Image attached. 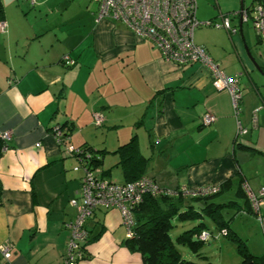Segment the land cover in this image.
<instances>
[{"label":"crops","instance_id":"crops-1","mask_svg":"<svg viewBox=\"0 0 264 264\" xmlns=\"http://www.w3.org/2000/svg\"><path fill=\"white\" fill-rule=\"evenodd\" d=\"M227 2L197 0L196 17L246 6ZM0 8V133H9L0 156V245L10 246L0 264H63L83 175L68 147L92 148L100 157L94 173L117 184L144 175L171 191L215 185L232 196L226 202L245 201L240 184L264 187V42L250 21L235 35L193 32L194 43L237 77L236 116L206 67L164 59L120 20L96 22L89 0H0ZM206 113L215 117L209 124ZM65 124L68 139L58 143L53 131ZM187 202L194 210L206 204ZM86 226L81 264H142L116 209H97Z\"/></svg>","mask_w":264,"mask_h":264},{"label":"built area","instance_id":"built-area-1","mask_svg":"<svg viewBox=\"0 0 264 264\" xmlns=\"http://www.w3.org/2000/svg\"><path fill=\"white\" fill-rule=\"evenodd\" d=\"M32 3L34 0H26ZM95 4V21L101 19L120 20L128 29L137 36L149 40L160 52L161 56L184 67L192 63H200L206 67L212 78L213 85L218 89H225L231 96L235 115L239 113V101L241 92L239 90L236 76L224 72L214 62L203 46L193 41V32L199 27L222 28L228 33L238 34L239 24L251 21L253 29L264 42V5L255 7L253 17H250L248 10L243 7L236 11L220 13L215 19L200 20L196 17V0H89ZM5 30V23L0 20V31ZM64 60L70 62L65 56ZM214 116L206 113L203 122L209 124L214 121ZM96 123L100 122V116L96 115ZM238 132H245L240 122ZM253 127L256 126L255 116L251 120ZM56 141L64 143L68 136L63 137L61 127L53 131ZM2 139H7L8 132L0 134ZM68 147L67 152L72 154L76 151ZM75 167L74 170H78ZM247 199L252 208L251 212L264 231V187L253 191L243 185ZM82 198L80 202L73 201L76 206L75 217L66 223L70 230L69 239L64 254L63 264H81L84 260L83 253L86 250L88 241V230L85 226L87 220L99 209H116L126 228V238L133 235L134 218L132 208L142 201L145 194L158 195L162 192L174 194L169 189L160 188L156 183L146 178H139L132 182L122 184L114 183L106 178L95 175L92 170L84 169L82 181ZM183 195L191 197H203L211 195L219 190L215 185H202L193 189L180 188ZM224 234L226 230H220ZM210 232L201 231L195 238L206 242L209 240ZM10 246L0 245V253L7 258L10 255Z\"/></svg>","mask_w":264,"mask_h":264},{"label":"trees","instance_id":"trees-1","mask_svg":"<svg viewBox=\"0 0 264 264\" xmlns=\"http://www.w3.org/2000/svg\"><path fill=\"white\" fill-rule=\"evenodd\" d=\"M258 5H264V0H252L248 6H244L248 10L250 17L254 16V9ZM2 16L3 15L0 8V20L2 19ZM65 126L68 129L66 130L62 127L63 137L68 136L69 134V127L66 124ZM4 147H6V142L0 136V156ZM72 155L78 160V165L76 167L82 169L83 173L84 169L92 170L94 173V165L100 163V157L94 154L93 149L84 145L79 146L76 151L72 152ZM139 178H146L156 183L154 179L144 175H138L137 178L126 182H132ZM219 190L214 194L203 197H185V195L182 194L180 188L173 190V192H175L174 194H169L167 192H162L158 195H153L151 193L145 194L142 198V201L132 208L135 224L133 227L132 237L127 238L126 240L128 247L141 255L142 264H176L178 261H180V256L170 237V231L174 227V219L194 220L196 222L199 220L198 223L195 224L191 229L184 231L177 237V240L180 243L188 244L191 248L195 249L199 243H204L195 238V236L201 231H208L205 223L201 220V217L203 218L206 216L216 224H219V229L224 228L227 231L226 236H230V238L236 242L238 251L244 257L242 263L252 261L255 264H264V254H251L248 251L245 242L236 234L231 232L227 224L224 221L218 219L217 214H215L219 208L237 205L238 202L236 200L228 201L223 204H214V202L211 204V202H207L209 198L215 196ZM238 190L244 194V204L247 206V209L244 206L243 208L240 206V208L245 210L243 212L252 213V208L242 184L239 185ZM186 198L203 199L206 201V204L201 208V210H194L193 206H185V202L188 200ZM88 242L89 238L87 244ZM83 256L84 259L87 258L86 250L83 253Z\"/></svg>","mask_w":264,"mask_h":264},{"label":"rangeland","instance_id":"rangeland-1","mask_svg":"<svg viewBox=\"0 0 264 264\" xmlns=\"http://www.w3.org/2000/svg\"><path fill=\"white\" fill-rule=\"evenodd\" d=\"M204 1L209 6L215 4V0ZM227 1L228 5L239 2V0ZM250 1L251 0H244L246 6L249 5ZM97 114L100 113H93L94 121L96 120ZM230 197L232 198V196L226 192L210 197L209 200L215 202H226V200H229ZM187 201V203L194 206L203 205L205 202L203 199H188ZM237 202V205L219 208L215 213L217 214V218L224 221L230 228L231 232L236 234L245 242L247 249L251 254H264V231H262L259 222L252 215V213H243L244 210L241 211L240 206L244 205V201L237 199ZM201 220L205 223L206 228L209 232H211V235L208 241L199 243L196 248L193 249L188 244L180 243L177 240V237L184 231L191 229L198 223L199 220L196 222L194 220L174 219V227L170 231V237L180 256V261L176 264H242L244 257L238 251L236 242L232 240L230 236H226V232V234H224L220 231L224 228L219 229V224H216L206 216L203 218L201 217Z\"/></svg>","mask_w":264,"mask_h":264},{"label":"water","instance_id":"water-1","mask_svg":"<svg viewBox=\"0 0 264 264\" xmlns=\"http://www.w3.org/2000/svg\"><path fill=\"white\" fill-rule=\"evenodd\" d=\"M244 6H242V3H240V8L239 9H241V8H243ZM241 23L239 24V30H241ZM242 264H255L254 262H252V261H249V262H244V263H242Z\"/></svg>","mask_w":264,"mask_h":264},{"label":"clouds","instance_id":"clouds-1","mask_svg":"<svg viewBox=\"0 0 264 264\" xmlns=\"http://www.w3.org/2000/svg\"><path fill=\"white\" fill-rule=\"evenodd\" d=\"M244 213V212H243Z\"/></svg>","mask_w":264,"mask_h":264}]
</instances>
